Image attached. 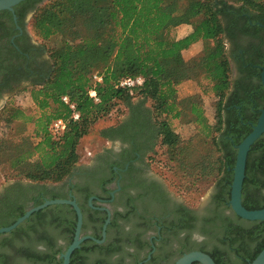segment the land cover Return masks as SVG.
Segmentation results:
<instances>
[{
  "label": "trees",
  "instance_id": "16d2710c",
  "mask_svg": "<svg viewBox=\"0 0 264 264\" xmlns=\"http://www.w3.org/2000/svg\"><path fill=\"white\" fill-rule=\"evenodd\" d=\"M182 20L192 29L178 38L175 27ZM94 27L100 35L93 33ZM27 28L50 53L52 64L44 78L12 88L11 97L0 110V157L5 156L0 160V172L5 178L19 179L0 193V228L25 214L29 195L37 187L57 185L73 173L80 161L82 139L121 106L126 115L144 109L152 116L157 144L175 165L169 166L182 169L194 185L213 180L231 196L235 146L252 132L264 104L254 95L242 98L241 92L251 91L253 85L234 80L227 40L237 31H264V0H46ZM56 36L60 37V48L48 49L46 43ZM199 42L204 44L201 57L179 63L181 54ZM249 61L255 64L253 59ZM12 63L0 61V75L18 72ZM239 72L247 70L241 65ZM94 76L102 81L97 82ZM138 77L144 79L143 86L133 90L119 87L120 81ZM195 79L203 96L217 100L214 124L205 115L201 95L179 99V86ZM258 90L264 91L261 84ZM20 91L30 92L33 108L14 104L11 98ZM92 91L97 100L91 97ZM64 96L76 105L79 120H73L72 111L62 101ZM2 99L0 95V102ZM146 102L152 107L147 108ZM58 119L66 122V129L55 136L51 124ZM173 121L194 125L197 136L185 141L172 128ZM120 125L121 121L105 129L103 138L115 134ZM196 143L203 147L201 151H196ZM260 143L261 139L252 149ZM11 148L22 150L13 153ZM248 167L247 162V171ZM43 203L35 200L34 206ZM243 205L250 211L259 208ZM66 208L70 207L50 206L34 213L13 232L0 235V264H63L55 257L57 234H74L77 223L73 209L70 218L65 216ZM218 230L211 236L215 239L212 251L201 249L216 264H227V253L244 257L232 264H250L264 249V237L257 239L256 228L245 238L242 228L228 219ZM39 245L48 250L37 251Z\"/></svg>",
  "mask_w": 264,
  "mask_h": 264
},
{
  "label": "flooded vegetation",
  "instance_id": "af4514ba",
  "mask_svg": "<svg viewBox=\"0 0 264 264\" xmlns=\"http://www.w3.org/2000/svg\"><path fill=\"white\" fill-rule=\"evenodd\" d=\"M37 1L25 0L13 6V11H0V61L9 65L12 60V64L18 66V72L10 70L9 75H0L3 98L11 95L12 88L27 86L50 71V64L43 56L45 49L27 30L36 10L46 0ZM227 44L234 80L242 79L245 86L253 85L251 91L241 92L242 98L254 95L264 104V91L258 90L264 69V31H237L228 38ZM250 59L255 61L253 66ZM241 65L246 73L239 72ZM105 139L109 146L86 164L78 165L63 182L46 189L37 187L27 202L29 208L34 206L35 200L45 202L55 196L77 202L83 215L82 236L93 239L84 241L76 250L74 264H174L182 255L201 251L202 247L212 251L215 239L211 236L218 234L219 227L227 225L228 219L242 228L245 238H249L255 228L259 232L257 239L264 237V221L238 217L232 210L231 196L219 183L196 207L175 196L149 164L157 145V132L146 110L127 114L116 133ZM260 139L261 143L249 152L242 193V203L259 207L256 210L264 209V135ZM72 209L66 208V217L72 216ZM74 237L75 232L57 234L56 260L62 259L63 251ZM253 241L255 243L256 239ZM47 250L44 245L37 246L39 252ZM227 254V264L244 260V257Z\"/></svg>",
  "mask_w": 264,
  "mask_h": 264
},
{
  "label": "rangeland",
  "instance_id": "374dc122",
  "mask_svg": "<svg viewBox=\"0 0 264 264\" xmlns=\"http://www.w3.org/2000/svg\"><path fill=\"white\" fill-rule=\"evenodd\" d=\"M191 26L186 20H182L179 25L175 27L174 35L176 37H184L191 31ZM29 31V30H28ZM94 34L100 35L101 32L99 30L93 29ZM31 35V34H30ZM32 36V35H31ZM32 39L35 42H38L35 37L32 36ZM103 43V42H102ZM38 44V43H37ZM104 44V43H103ZM46 47L48 49L52 50V48H60V37L56 36L54 37L50 42L46 43ZM204 44L202 42H199L195 45H193L188 50L184 51L179 59V63L182 62H193L197 61L203 52ZM49 62V66H51L52 62L50 59V53L46 51L43 55ZM171 65H175V63H171ZM235 72V71H234ZM235 78V74H234ZM182 87H179L180 95L179 98H186V96H195V95H201L203 99V107L205 110V115L208 119V121L211 124L215 123V108H216V98L213 96H203L198 79L195 80H188L184 82ZM9 97H4L1 102L3 104L0 106V110L3 108L5 103L9 100ZM11 100L14 102V104L21 106L25 109H31L34 107V105L31 102L30 98V92L28 91H20L15 93V96L11 98ZM146 107L151 108L152 104L150 102H146ZM126 109L125 107H120L116 111L112 112L108 117L100 120L97 122L90 130L89 134L84 137L80 143L79 146V155H80V161L79 164H86L89 162V160L94 157L96 154L100 153L101 150H103L105 147L109 146V143L103 138L102 132L117 123H119L125 116H126ZM172 128L179 134L185 141H188L190 138H193L197 136V130L195 129L194 125H187L183 122L179 121H173L172 122ZM2 134V132H1ZM208 147H212L211 145H205ZM196 151H201L202 146L198 143H196ZM11 152L16 153L22 150V148H11ZM168 153L164 152V149H162L159 145V143L156 145L152 156L150 157L149 164L152 168V171H154L156 174L161 176V178L165 181V183L168 185L170 190L175 194L176 197L183 200L187 205L196 207L200 202L205 200L208 197V194L211 193L213 187L215 186V182L213 180L208 181L207 183L203 185H199L196 183L193 184L191 178L188 176V174H185L182 169L176 170L174 167L169 166V160H168ZM3 157V158H2ZM5 160V156H1L0 160ZM1 162V161H0ZM172 166L174 163L171 164ZM175 166V165H174ZM1 171V169H0ZM19 179H9L5 178L3 173L0 172V193L2 190L7 187L8 185L15 184L18 182ZM26 181H24V184Z\"/></svg>",
  "mask_w": 264,
  "mask_h": 264
},
{
  "label": "water",
  "instance_id": "95a60500",
  "mask_svg": "<svg viewBox=\"0 0 264 264\" xmlns=\"http://www.w3.org/2000/svg\"><path fill=\"white\" fill-rule=\"evenodd\" d=\"M25 0H0V11L10 10L13 11V6ZM262 85L264 87V69L261 73ZM3 102H0V106ZM264 135V110H262L258 122L253 126L252 132L237 146V158L234 167V178L231 185V200L230 204L233 212L240 218L248 221H264V209L250 211L247 210L242 203V193L244 182L246 178V168L249 152L252 146ZM55 205H68L72 207L77 215V224L75 237L73 242L67 247L62 255L63 264H71V258L73 253L80 248L81 244L88 240L93 239L91 237L82 236L83 227V215L81 208L75 200H47L39 206H33L29 208L25 214L18 218L17 221L8 226L0 228V235H6L19 226L25 223L34 213L44 210L50 206ZM99 242V241H98ZM216 264L214 259L207 253L203 251H192L182 255L179 259L175 261L174 264ZM250 264H264V249L259 253V255Z\"/></svg>",
  "mask_w": 264,
  "mask_h": 264
},
{
  "label": "built area",
  "instance_id": "2783aa9c",
  "mask_svg": "<svg viewBox=\"0 0 264 264\" xmlns=\"http://www.w3.org/2000/svg\"><path fill=\"white\" fill-rule=\"evenodd\" d=\"M94 79L97 82H101L102 81V78L98 77V76H94ZM143 84H144V79L141 78V77L134 78V79L133 78H128V79H124V80L120 81L119 87L133 90V89H135L137 87L143 86ZM90 95H91V97H93V98H95L97 100L95 91H92L90 93ZM62 101H63L64 104L69 106L70 110L72 111L73 120L74 121L79 120L80 114L76 111V105L73 104L70 101L69 97L64 96ZM65 129H66V122L64 120H62V119L55 120L51 124V131H52V133L55 136L61 134Z\"/></svg>",
  "mask_w": 264,
  "mask_h": 264
},
{
  "label": "crops",
  "instance_id": "0c3cea01",
  "mask_svg": "<svg viewBox=\"0 0 264 264\" xmlns=\"http://www.w3.org/2000/svg\"><path fill=\"white\" fill-rule=\"evenodd\" d=\"M179 38H182V37H179ZM180 88L182 87L181 85L179 86ZM180 95V90H179V94L178 96ZM186 97H189V96H186ZM179 99H182V98H179Z\"/></svg>",
  "mask_w": 264,
  "mask_h": 264
}]
</instances>
